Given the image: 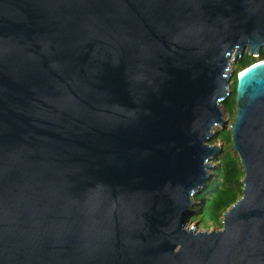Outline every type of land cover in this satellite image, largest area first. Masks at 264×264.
<instances>
[{
  "label": "water",
  "instance_id": "1",
  "mask_svg": "<svg viewBox=\"0 0 264 264\" xmlns=\"http://www.w3.org/2000/svg\"><path fill=\"white\" fill-rule=\"evenodd\" d=\"M264 0H0V264H264ZM229 127L221 228L186 227Z\"/></svg>",
  "mask_w": 264,
  "mask_h": 264
},
{
  "label": "trees",
  "instance_id": "2",
  "mask_svg": "<svg viewBox=\"0 0 264 264\" xmlns=\"http://www.w3.org/2000/svg\"><path fill=\"white\" fill-rule=\"evenodd\" d=\"M264 60V47L260 50L258 57H251L244 54L242 58H238L234 63L235 74L231 81V96L222 103V111L225 116L232 121L235 115V86L236 75L246 67ZM220 142L222 152L212 161L213 167L210 169L212 178L207 181L205 188L198 194L194 195L195 202H199V206L193 207L192 220H197L202 226H216L221 228V220L223 213L234 204L242 193V179L244 173L240 164L239 156L232 149L231 131L229 127L225 131H221L211 144Z\"/></svg>",
  "mask_w": 264,
  "mask_h": 264
},
{
  "label": "rangeland",
  "instance_id": "3",
  "mask_svg": "<svg viewBox=\"0 0 264 264\" xmlns=\"http://www.w3.org/2000/svg\"><path fill=\"white\" fill-rule=\"evenodd\" d=\"M229 71H233L235 73V68H234V63H231L230 64V67H229ZM226 119L228 120V122L230 123V120L226 117ZM218 147H222L221 143L220 142H216L215 143ZM220 153L217 154V156H219ZM196 206H199V202H194L193 203V207H196ZM191 226H194L197 228V230L199 231H204V230H218V228L216 226H209L208 228H205L204 226L201 225V223L197 220H192L190 218L189 222L186 224V227H191Z\"/></svg>",
  "mask_w": 264,
  "mask_h": 264
}]
</instances>
